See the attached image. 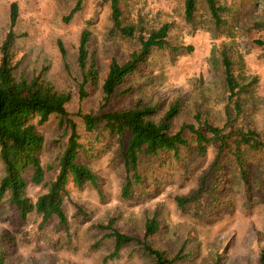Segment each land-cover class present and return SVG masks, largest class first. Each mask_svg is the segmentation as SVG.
Wrapping results in <instances>:
<instances>
[{
    "label": "rangeland",
    "instance_id": "obj_1",
    "mask_svg": "<svg viewBox=\"0 0 264 264\" xmlns=\"http://www.w3.org/2000/svg\"><path fill=\"white\" fill-rule=\"evenodd\" d=\"M13 1L18 4L13 27L18 36L12 42L13 61L17 62L14 74L28 78L44 67V77L56 89L71 93L67 110L90 150L81 155V160L102 178L103 194L100 196L91 184L76 188L68 183L64 211L69 234L54 219L39 225L40 216L35 212L20 219L15 208L0 199V236L4 232L14 235L13 244H4L9 251L8 264H153L152 257L135 242L123 246L113 259H104L112 249L111 238H103L97 248L90 245L103 233L92 226L93 222L113 216L114 226L140 236L144 219L156 209L161 229L151 240L170 254L182 249L185 256L176 264H259L258 252L264 245V192H257L260 199L246 206L242 181L234 169L228 170L225 182L230 206L209 218L197 219L176 205V195L187 194L197 186L201 172L215 154V146L209 147L205 157L186 164L189 171L142 154L139 166L147 177V185L137 186V196L122 199L118 136L101 128L86 132L78 115V110L96 111L103 94L100 83L87 82L86 95L79 97L81 70L76 58L81 30L86 26L91 30L88 48L95 54L102 73L111 58L123 61L139 46L137 34L125 36L112 27L109 2L83 0L81 9L65 21L62 16L75 0H0V43L9 27ZM220 1L228 8L223 13L224 24L217 27L205 0L197 1L193 20L184 17V0H122L123 23L133 24L144 33L169 22V46L152 49L136 73L123 83L130 90L115 95L107 108L128 107L140 98L146 104L157 105V119L170 103L178 100L180 110L172 121L173 128L182 122H193L196 111L202 118L222 124L229 106L220 60L224 46L235 73L247 85L241 94L244 111L236 123L264 130V43L258 41H264V36L263 29L255 25L258 20L264 22V0ZM58 40L65 49L64 56ZM40 131L45 137L40 153L45 176L43 182L34 183L30 180L31 170L26 172V194L32 200L53 179L57 157L67 137L53 115ZM123 138L125 141L127 134ZM2 174L0 160V178ZM77 205L86 216L78 212Z\"/></svg>",
    "mask_w": 264,
    "mask_h": 264
},
{
    "label": "trees",
    "instance_id": "obj_2",
    "mask_svg": "<svg viewBox=\"0 0 264 264\" xmlns=\"http://www.w3.org/2000/svg\"><path fill=\"white\" fill-rule=\"evenodd\" d=\"M103 1L109 2L112 27L125 36L137 34L139 46L132 49L123 61L111 58L106 71L102 73L95 54L88 48L91 30L87 26L81 30L76 58L81 70L79 97L86 95L87 82L100 83L103 94L96 111L78 110V115L82 118L86 132L101 128L109 135L118 136V156L123 174L120 189L122 199L129 200L137 196V186L147 185V177L139 166L142 154H148L163 163L173 162L189 171L186 164L205 157L209 147L215 146V154L208 167L201 172L197 186L187 194L175 196L177 207L197 219H205L230 206L231 199L227 198L225 191L229 169H234L242 181L244 204L250 206L256 203L261 197L257 192H264V130L251 124L236 123L237 117L244 111L241 94L246 91L247 85L235 73L233 60L224 46L220 50V60L229 106L226 107V118L222 124L210 122L196 111L193 122H182L178 128H173L172 121L180 110L178 100L170 103L157 119L154 118L157 105L146 104L140 98L128 107L107 108L115 95L130 90V86L123 87V83L136 73L151 50L169 46L167 34L170 23L165 22L144 33L133 24L123 23L122 0ZM197 1L184 0V17L187 20H193ZM82 2L75 0L68 13L62 16L63 20L68 21L80 10ZM205 2L215 26L223 25V13L228 5L220 0ZM17 16L18 4L13 1L9 27L0 43V160L3 165L0 199L13 206L20 219L24 220L35 212L40 216L39 225L54 219L56 225L69 234L64 211V200L69 194L68 183L71 182L76 188L91 184L102 196V178L81 160V155H87L90 150L81 140L78 123L67 110L71 93L56 89L44 77V67L28 78L15 76L17 62L13 61L12 42L18 36L13 31ZM255 25L263 29L264 36V22L258 20ZM258 41L264 43L263 40ZM58 46L64 56L65 49L60 40ZM210 58H215L213 48ZM52 115L66 131V142L57 157V171L53 179L46 183L47 189L32 200L26 194L25 174L31 170L30 180L34 183L44 180L45 167L40 153L45 145V137L40 127ZM124 134H127L125 141ZM77 209L86 216L81 206L77 205ZM114 221L115 217L111 216L105 221L92 223L97 231L103 232L91 243L92 248H97L105 237L112 239V249L104 259L118 257L123 246L131 242L137 243L150 255L153 264H176L185 256L182 249L170 254L167 249L152 242V237L161 229L157 209L144 219L140 236L120 230L114 226ZM13 243V234L4 232L0 236V264H8L9 251L4 244ZM257 259L259 264H264V245L260 247Z\"/></svg>",
    "mask_w": 264,
    "mask_h": 264
}]
</instances>
